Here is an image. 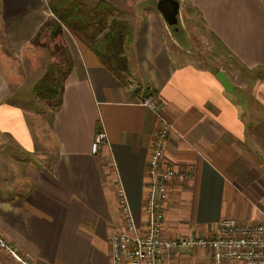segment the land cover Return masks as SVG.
<instances>
[{"label":"crops","instance_id":"obj_1","mask_svg":"<svg viewBox=\"0 0 264 264\" xmlns=\"http://www.w3.org/2000/svg\"><path fill=\"white\" fill-rule=\"evenodd\" d=\"M158 1L127 6L133 30L127 52L130 79L119 81L85 44L70 50L62 104L53 108L49 124L56 144L55 151L49 145L50 151L56 153L46 163L27 166L30 186L24 194H0V241L32 264H113L110 240L124 226L120 187L144 230L149 159L158 129L157 113L143 104L147 96L171 125L164 160L177 172L163 204V237H211L226 219L264 222V165L257 146L247 142L251 100L224 71L233 93L217 78L219 71L185 59L157 10ZM177 2L181 15L187 7L194 10L205 32L247 68L264 67L263 0ZM44 7L45 0H0V22L37 25V36L47 23ZM260 95L255 99L262 104ZM7 97L0 86L1 106ZM18 113L0 109V120H15ZM98 123L107 138L93 154ZM171 261L209 264L210 254L182 247Z\"/></svg>","mask_w":264,"mask_h":264},{"label":"rangeland","instance_id":"obj_2","mask_svg":"<svg viewBox=\"0 0 264 264\" xmlns=\"http://www.w3.org/2000/svg\"><path fill=\"white\" fill-rule=\"evenodd\" d=\"M48 1L45 0L42 16L47 23L37 36V25L0 22V77L3 79H0V86L3 95L8 96L2 106L0 105V109L4 111L12 107L19 111L15 120L12 118L6 120L4 116L2 118L5 120H0V194L3 196L24 194L25 187L30 186L25 177L27 166L46 163L55 155L56 144L49 127L54 104L37 98L34 87L52 64L61 66L63 72L68 71L65 50L72 59L70 50L76 51L84 44L73 27L61 21L58 11H55V16L52 14L53 8L48 6ZM98 1L100 0H81L88 7ZM103 1L119 5V8L116 6V16L124 21L127 19V12L130 11L127 6L133 7L138 2V0ZM174 27L176 28L170 29L172 37L178 43L176 48L178 47L182 55H185V59L201 68L224 71L251 100L246 110V128L249 131L247 142L257 146L256 155L264 165V85L245 82L239 71L233 67H224V57L215 49L210 35L205 32L198 17L188 12V7L184 9L182 15L180 14L179 23ZM259 87L258 93L262 95L258 99L262 100L263 105L255 99ZM49 145L54 150L52 153ZM175 176L176 174L171 180ZM166 191L168 198V187ZM13 257L0 245V264H23L25 260L22 259L20 262Z\"/></svg>","mask_w":264,"mask_h":264},{"label":"built area","instance_id":"obj_3","mask_svg":"<svg viewBox=\"0 0 264 264\" xmlns=\"http://www.w3.org/2000/svg\"><path fill=\"white\" fill-rule=\"evenodd\" d=\"M143 104L152 109L157 116L158 129L153 139L149 159V196L146 203L147 223L142 231L137 225L130 203L123 188L117 196L124 226L117 229L110 240L113 264H175L172 255L182 247L203 249L209 252V264H225L226 261L243 264H264V222L245 225L234 219L217 223L213 236L207 238H165L162 235L164 211L168 182L176 174L164 160L166 143L171 125L157 112V103L152 96L143 98ZM105 131L100 132L91 146L93 154L106 141ZM1 247L17 260L22 259L4 241ZM23 264H28L25 260Z\"/></svg>","mask_w":264,"mask_h":264},{"label":"trees","instance_id":"obj_4","mask_svg":"<svg viewBox=\"0 0 264 264\" xmlns=\"http://www.w3.org/2000/svg\"><path fill=\"white\" fill-rule=\"evenodd\" d=\"M48 6L53 8L51 12L54 16L55 11H58L61 21L73 27L72 29L80 40L82 39L83 43L96 55L104 68L121 82L131 78L127 52L129 45L133 43V30L129 22L116 16V7L113 4L100 0L90 8L80 0H49ZM189 13L194 14L195 11L190 10ZM53 34L56 33L53 32ZM210 39L219 55L224 57L225 68L233 67L239 71L245 82L253 85L264 84V67L247 68L214 34L210 35ZM65 53L66 64L70 69L72 59L66 50ZM69 69L64 73L58 64L50 65L45 75L34 87L36 97L54 104L56 110L59 109L62 104L64 80ZM144 93L149 94L147 91ZM100 132L101 125L98 123L96 124V133Z\"/></svg>","mask_w":264,"mask_h":264},{"label":"water","instance_id":"obj_5","mask_svg":"<svg viewBox=\"0 0 264 264\" xmlns=\"http://www.w3.org/2000/svg\"><path fill=\"white\" fill-rule=\"evenodd\" d=\"M157 10L163 15L168 26H177L180 16V4L175 0H159ZM217 78L220 80L226 91L233 93L234 88L229 78L222 72L217 73Z\"/></svg>","mask_w":264,"mask_h":264},{"label":"flooded vegetation","instance_id":"obj_6","mask_svg":"<svg viewBox=\"0 0 264 264\" xmlns=\"http://www.w3.org/2000/svg\"><path fill=\"white\" fill-rule=\"evenodd\" d=\"M174 27V26H173ZM175 28V27H174Z\"/></svg>","mask_w":264,"mask_h":264}]
</instances>
